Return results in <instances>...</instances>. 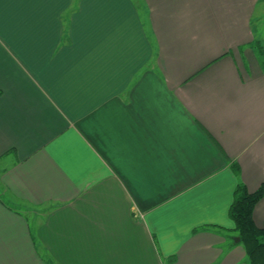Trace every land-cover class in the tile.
I'll return each mask as SVG.
<instances>
[{
    "label": "crops",
    "instance_id": "0c3cea01",
    "mask_svg": "<svg viewBox=\"0 0 264 264\" xmlns=\"http://www.w3.org/2000/svg\"><path fill=\"white\" fill-rule=\"evenodd\" d=\"M239 186L264 0H0V264H251Z\"/></svg>",
    "mask_w": 264,
    "mask_h": 264
},
{
    "label": "trees",
    "instance_id": "16d2710c",
    "mask_svg": "<svg viewBox=\"0 0 264 264\" xmlns=\"http://www.w3.org/2000/svg\"><path fill=\"white\" fill-rule=\"evenodd\" d=\"M264 198V188L251 194L239 186L230 208V216L235 223V230L241 238L251 264H264V229L256 226L254 210Z\"/></svg>",
    "mask_w": 264,
    "mask_h": 264
},
{
    "label": "water",
    "instance_id": "95a60500",
    "mask_svg": "<svg viewBox=\"0 0 264 264\" xmlns=\"http://www.w3.org/2000/svg\"><path fill=\"white\" fill-rule=\"evenodd\" d=\"M236 242H240L241 241V238L239 237L238 239L235 240Z\"/></svg>",
    "mask_w": 264,
    "mask_h": 264
},
{
    "label": "rangeland",
    "instance_id": "374dc122",
    "mask_svg": "<svg viewBox=\"0 0 264 264\" xmlns=\"http://www.w3.org/2000/svg\"><path fill=\"white\" fill-rule=\"evenodd\" d=\"M238 238H239V236L236 237V239H238Z\"/></svg>",
    "mask_w": 264,
    "mask_h": 264
}]
</instances>
